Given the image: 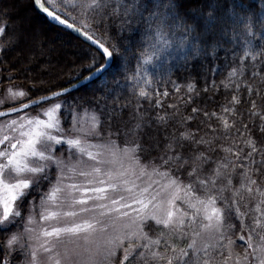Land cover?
<instances>
[{"label": "snow or ice", "instance_id": "snow-or-ice-1", "mask_svg": "<svg viewBox=\"0 0 264 264\" xmlns=\"http://www.w3.org/2000/svg\"><path fill=\"white\" fill-rule=\"evenodd\" d=\"M32 3L84 47L0 0V264H264V0Z\"/></svg>", "mask_w": 264, "mask_h": 264}, {"label": "trees", "instance_id": "trees-1", "mask_svg": "<svg viewBox=\"0 0 264 264\" xmlns=\"http://www.w3.org/2000/svg\"><path fill=\"white\" fill-rule=\"evenodd\" d=\"M12 15L21 17L26 24H31L32 28L35 29L39 34V39L43 40L44 48L42 50L38 48L36 51V56L40 58L41 51H43V59L50 61L56 66L55 72L45 78L51 79L52 75L58 73L61 68H63V71L67 73L69 67L71 66V61L75 59L73 53L78 52L80 48L84 47V45L81 44V40L72 35L63 27L49 23L45 16L33 7L32 0H16L15 11L12 13ZM59 46H64V48L67 49L66 52L64 53L63 50H60ZM49 49L51 52H49ZM65 62H67V65ZM119 63L120 62L118 60L113 61L109 68V73L115 74L118 72ZM35 67L38 68L39 64L37 63ZM149 70L151 71V66H149ZM173 73L172 79L181 84L184 83V80L188 75V73L179 66L173 69ZM217 79H219V77H217ZM99 82L100 81L94 83L88 82L84 84L83 87H79L77 90L72 91V95L84 96L87 94L90 97L91 93L94 89H96ZM13 83L24 86L27 84V81H25L23 78H17L13 81ZM6 85H8L7 81L0 83V90ZM169 88L171 89L170 85ZM169 102H172V98H169ZM232 222L236 225V231H239V221L233 219Z\"/></svg>", "mask_w": 264, "mask_h": 264}, {"label": "rangeland", "instance_id": "rangeland-1", "mask_svg": "<svg viewBox=\"0 0 264 264\" xmlns=\"http://www.w3.org/2000/svg\"><path fill=\"white\" fill-rule=\"evenodd\" d=\"M59 49L60 50H63V52L65 53L66 52V48H64V46H59ZM8 85H6L5 87H3L1 90H0V96L3 95V89L7 88ZM45 187H47V185H45ZM243 210V209H242ZM39 211V210H37ZM37 220H38V215H37ZM239 221V220H238ZM240 223V222H239ZM65 243L67 244L68 247H75L77 245L80 246V251H81V256L77 257V259H80V260H86L87 259V256H88V253L86 251H83V248H84V242L83 240H80V241H76L75 243H71V242H68V241H65Z\"/></svg>", "mask_w": 264, "mask_h": 264}, {"label": "water", "instance_id": "water-1", "mask_svg": "<svg viewBox=\"0 0 264 264\" xmlns=\"http://www.w3.org/2000/svg\"><path fill=\"white\" fill-rule=\"evenodd\" d=\"M34 7V6H33ZM35 8V7H34ZM36 9V8H35ZM36 10H38V9H36ZM39 11V10H38ZM40 13H42L41 11H39ZM44 16H45V18H46V20L49 22V23H51V24H53V25H58V26H61V27H63L64 29H66L67 31H69L72 35H74L75 37H77L79 40H83L84 38L82 37V36H80L78 33H76V32H74L72 29H69V28H67V27H65V26H63V25H59L57 22H55V21H53V20H51L50 18H48L44 13H42ZM86 83H88V82H85L84 84H86ZM79 87H81V86H77V88H79Z\"/></svg>", "mask_w": 264, "mask_h": 264}]
</instances>
